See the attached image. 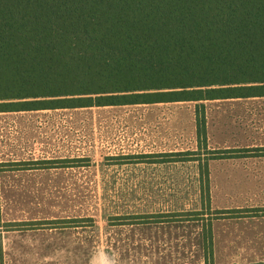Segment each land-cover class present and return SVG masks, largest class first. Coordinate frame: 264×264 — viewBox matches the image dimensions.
Returning a JSON list of instances; mask_svg holds the SVG:
<instances>
[{
  "label": "rangeland",
  "instance_id": "rangeland-1",
  "mask_svg": "<svg viewBox=\"0 0 264 264\" xmlns=\"http://www.w3.org/2000/svg\"><path fill=\"white\" fill-rule=\"evenodd\" d=\"M0 264H264V97L0 113Z\"/></svg>",
  "mask_w": 264,
  "mask_h": 264
},
{
  "label": "trees",
  "instance_id": "trees-1",
  "mask_svg": "<svg viewBox=\"0 0 264 264\" xmlns=\"http://www.w3.org/2000/svg\"><path fill=\"white\" fill-rule=\"evenodd\" d=\"M254 97L264 0H0V113Z\"/></svg>",
  "mask_w": 264,
  "mask_h": 264
}]
</instances>
